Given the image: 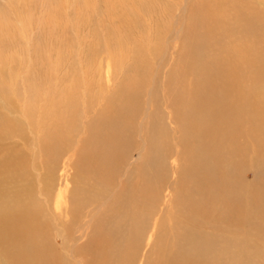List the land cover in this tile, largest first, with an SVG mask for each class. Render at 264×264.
Segmentation results:
<instances>
[{
  "label": "rangeland",
  "instance_id": "obj_1",
  "mask_svg": "<svg viewBox=\"0 0 264 264\" xmlns=\"http://www.w3.org/2000/svg\"><path fill=\"white\" fill-rule=\"evenodd\" d=\"M18 1H0L24 20L17 48L0 53V212L18 196L34 203L39 236L59 264L102 263L89 248L127 210L134 216L115 240L128 242L120 263L264 264V0H70L69 18L67 0L27 10ZM33 32L50 58L21 40ZM228 77L244 124L226 129ZM215 111L221 129L205 137ZM208 160L234 182L211 194L214 207L197 177ZM228 193L244 195L247 212L220 208ZM193 254L200 259L181 260Z\"/></svg>",
  "mask_w": 264,
  "mask_h": 264
},
{
  "label": "bare ground",
  "instance_id": "obj_2",
  "mask_svg": "<svg viewBox=\"0 0 264 264\" xmlns=\"http://www.w3.org/2000/svg\"><path fill=\"white\" fill-rule=\"evenodd\" d=\"M0 1L4 4L6 0H0ZM14 1H18V0H14ZM19 1H22V0H19ZM69 1L70 0H67V3H66V5H68L67 6L68 8L65 9L66 18L70 17L69 11H70V9H73V8L69 7ZM227 2H230V1H227ZM25 3H26V5L25 6L23 5V7L25 9L23 8L21 10H27L26 6H30V5L31 6H36L35 0H25ZM232 3L233 4H237V6H241L242 5L239 1H236V0H234ZM11 7H13V6H9L8 9H6V10H2L0 8V53L1 54L6 52V51H13L14 48H17V47H15L16 44H17V41L15 40V37L17 35V32H19L21 29L22 30L24 29L23 28L24 20L22 19L20 14L19 15H12L11 12L14 9L11 8ZM42 8H43V10L45 9V7H42ZM31 11H33V9H31L30 12ZM46 14H47V12H46ZM7 15L10 16L11 18H15L16 21H18V25L21 28H17V27L15 29L10 28L9 27L10 25H8L7 23H10L11 21H9V19L8 20L6 19V18H8ZM41 15H42V18L45 16L44 11H41ZM47 16H46V18H47ZM259 17H260V15L258 16V14L255 12V10L252 11V16L249 15L247 17V18H250L249 20H250V22H252L250 25H254L255 26V28H254L255 31L257 30V27L259 25L258 24H254V23L258 22L257 19ZM46 18H44V19L46 20ZM73 24H75V22ZM71 25L72 24H70L69 26H71ZM49 28H51V27H49ZM249 35L252 36V32L249 33ZM43 37H42V35L36 37L34 32H33L29 38H27L25 36L21 40L23 42H27L28 50H30V51H31V47L33 45L32 43L33 42L36 43V45L34 44L35 47H33L32 51H34L35 54H37L38 56L40 54L43 55V52H44V54H48L49 58H50L52 56V53H51V50H50L51 48H46V49L43 50V47H40L41 46L40 39L43 38ZM53 37H54V35L52 36V33L50 34V32H49V34H48V36L46 38H49L50 41L52 42V44H55L54 40H56V39H54ZM9 38H13V39H9ZM30 56L31 55H29V57H28L29 58V62H33V58L30 59ZM2 60H3V57L1 56L0 57V64L3 63ZM35 62H37V60H35ZM240 62L246 63V59L242 57ZM12 63H14V62H12ZM31 64L35 65V63H31ZM31 64H30V66H31ZM34 65L31 66V67H33V68L38 67V66H34ZM43 66H45V65H44L43 60H42L40 67H43ZM241 66L243 67L244 65L241 64ZM227 83L228 84L225 87L226 93H227V97L230 100H232V99H234L236 97L237 92L239 91V88L230 81L229 77L227 78ZM209 102L210 101H207V103H209ZM234 102H235V99H234V101L232 103L229 104L230 108L227 107V110H225V111L221 110L220 111V113H224L221 116V118L223 116H226V118H227L226 122H224L226 129H229L231 126H233L234 124H237L238 122H239L238 124L240 126H241V124H244L243 123L244 121L241 119V117L244 114V112H243L244 107L243 106L240 107V103L239 102H238L239 107H237L236 105H234L235 104ZM149 109H150V107L147 108L146 113L149 111ZM215 112L216 113L211 114V116H213V119H211V124L210 123L204 124V128H205L204 129V133H205L206 129L208 128V125L210 126V130L206 134H204L205 137L208 134H210L211 132H213L214 129H217V130L219 129L218 128V122H219L218 117H219V114H217L218 111H215ZM232 122H235V123L231 124ZM240 122H241V124H240ZM194 123H195V121H194ZM239 125L238 126L236 125L237 126L236 134L239 135V133H240V135H241L242 130H241ZM243 127L244 126H242V128ZM204 136L202 138H204ZM226 139H227L226 140L227 142H231L232 140L235 142L236 139H237V135L234 137V135L226 134ZM229 146L230 145H228V147ZM233 146H236L235 148L239 149V145H236V143ZM145 148H146V143L143 142L142 152L145 150ZM221 148H222V151H221V155H222V152L227 147L223 146ZM197 149H199V148H197ZM212 152H213V155H214V153L216 151L212 150ZM216 154L220 155L219 152H217ZM210 156H212V155H210ZM212 157H214V156H212ZM216 159H217V157H216ZM216 159H215V161H216ZM218 159H220V158L218 157ZM221 166L222 165H220L219 162H213V163L211 162L210 163L209 160H208V163L204 162L205 170L202 171L201 173L197 174L198 178H204L205 179L203 181L201 189H200V192L202 194H204L203 202L210 203V205L213 206V207H214L215 204H214V202H212L211 194H215V193H218V192L223 193L222 191H224V190H221L222 187H224L225 189H229V188H232V186H234L233 185L234 182L232 180L233 178L229 179L228 178L229 176L227 175L228 172L221 171V169H220ZM236 169H237V167H236ZM138 187H140V186H138ZM147 192L148 191H147L146 185L142 184L141 188L139 189L137 194H138V196L143 197V196L146 195ZM228 192H230V191H228ZM153 194L156 197H159L160 196V190L157 189ZM225 195H227V197L224 198V195H223L222 199L220 200V202H221V203H219L220 208H227V207L229 208V206H230L232 208L233 212L234 211L235 212H241V210L247 212L246 207L242 204V203H245L244 202V195H241V196L240 195H233V193L232 194L228 193V194H225ZM132 196H133V193L131 195V198H132ZM255 198H256V196H255ZM124 200L126 201V199H124ZM254 200H256V199H254ZM109 202H110L109 200L105 201L102 206L108 205ZM255 202H257V200ZM129 204H130L129 208L130 207H134L136 205V203L133 204V201H130L128 203L125 202V206H128ZM260 205L261 204H259V207H260ZM34 206H35L34 203H32L30 200H25V202H23V201L20 200V197L18 196L14 204H11V205L7 206L4 210H2L0 212V264H59L58 260L55 259L54 256H52V254H50L51 251L48 248L49 246H48L47 240L46 239L44 240V238H41L39 236V235H41L42 230H41V228L39 226H37L38 217H37L36 208H33ZM262 207L264 208V206H262ZM248 211H249V209H248ZM262 211H264V210L261 209V213H262ZM256 212H258V211H256ZM241 214L243 216V213H241ZM241 214H240V216H241ZM263 215L264 214L262 213V216ZM133 216H134V213L132 215L131 212L129 213V211L127 210L121 216L122 220H123V223L119 227H117V228L115 227L114 229H111V230L109 229L108 230L109 232H107V235L105 234V231H104L103 233H101L99 235V237L95 241L92 242V244H91V246L89 248V251H91V253H92V252H94L96 250H99V252H100L99 253L100 257L99 258L102 260V263H100V264H124V263H120V262H122V261H120V259L118 260V253H120L119 254V256H120L123 252H125L124 250H125V247L128 244V242L126 240L122 239V242H121V246L122 247H120V246H118L120 244L119 243L120 241H115V240H117L119 238L121 230H122V227L124 226V223H126V221L129 220L130 218L132 219ZM91 222H92V220H90L88 223H85L84 225L88 226ZM239 222H241V225H243L242 221H239ZM188 223L186 225H188ZM236 224L238 225V223H236ZM240 227H242V226H240ZM240 229H242V228H240ZM237 233H239V232H236V234ZM141 236H142V232L137 237V241H140ZM237 237H238V234H237ZM152 238H153V236L151 237L150 240H152ZM241 238H243V237H241ZM199 241H201V238L199 236L198 237H193V238L191 237V238L187 239L185 244L187 243L188 245H195ZM110 242H111V245H109ZM161 257L162 256H160V258ZM200 257L201 256L199 254H193L190 257H188L186 255H183L181 260H183L186 263H191L193 261H197L198 259H200ZM125 259L128 260L127 258H125ZM132 259L130 261L128 260L126 262V264H131V262L134 260V259L133 260ZM194 263H196V262H194ZM75 264H81V261H76Z\"/></svg>",
  "mask_w": 264,
  "mask_h": 264
}]
</instances>
